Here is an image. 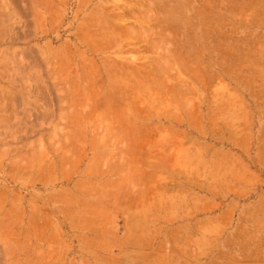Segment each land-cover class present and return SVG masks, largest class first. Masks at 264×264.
Here are the masks:
<instances>
[{"label": "rangeland", "instance_id": "obj_1", "mask_svg": "<svg viewBox=\"0 0 264 264\" xmlns=\"http://www.w3.org/2000/svg\"><path fill=\"white\" fill-rule=\"evenodd\" d=\"M262 52L264 0H0V264H264Z\"/></svg>", "mask_w": 264, "mask_h": 264}, {"label": "bare ground", "instance_id": "obj_2", "mask_svg": "<svg viewBox=\"0 0 264 264\" xmlns=\"http://www.w3.org/2000/svg\"><path fill=\"white\" fill-rule=\"evenodd\" d=\"M199 1H200V0H199ZM215 1H216V0H215ZM132 2H133V1H132ZM222 3H223V2H222ZM224 3H225V2H224ZM127 4H128V3H127ZM220 4H221V3H220ZM228 4H229V3H228ZM134 5H135V4H134ZM134 5L132 4V6L130 7L131 9L129 8V10H131V11L135 10L136 7H135V9H132ZM122 7H123V6H122ZM204 7H205V6H204ZM125 8H126V7H125ZM150 8H151V7H150ZM198 8H199V7H198ZM202 8H203V7H202ZM139 9H140V7H139ZM194 9H195V8H194ZM204 9H205V8H204ZM220 9H221V8H220ZM228 9H229V8H228ZM247 9H248V8H247ZM252 9H253V8H252ZM123 10H125V12H126V10H128V9H127V8H126V9L123 8ZM249 10H250V9H249ZM131 11H129L130 13L127 12V13L130 15V17H131L132 15H133V16L135 15V16L137 17V15H136V14H132ZM140 11H141V10H140ZM133 12H134V13H137V12H135V11H133ZM199 12H200V11H199ZM256 12H257V11H256ZM153 13H154V12H153ZM153 13H152V14H153ZM123 14H124V13H122L120 16L122 17ZM131 14H132V15H131ZM249 14H250V13H249ZM153 15H154V14H153ZM203 15H204V14H203ZM115 16H116V15H115ZM135 16H134V17H135ZM238 16H239V15H238ZM240 16H241V15H240ZM240 16H239V17H240ZM252 16H254V15L252 14ZM123 17H124V16H123ZM130 17H129V19H130ZM138 17H139V16H138ZM138 17H137V18H138ZM151 17H152V16H151ZM255 17H256V16H255ZM255 17H254L253 19H255ZM115 18H116V17H115ZM126 18H127V17H126ZM126 18H125V20H127ZM139 18H140V17H139ZM117 19H119V18H117ZM208 19H209V18H208ZM93 20H95V19H93ZM130 20L133 21L134 19L131 18ZM203 20H204V17H203ZM245 20H246V19H245ZM255 20H256V19H255ZM96 21H97V20H96ZM96 21H94V23H95ZM118 21H121V20H120V19L117 20V21H114V20H113V22H118ZM134 21H135V20H134ZM88 22H89V21H88ZM102 22H103V21H102ZM125 22H126V21H125ZM135 22H136V21H135ZM135 22H134V23H135ZM96 23H97V22H96ZM107 23H108V22H107ZM122 23H123V22H122ZM128 23H130V21H128ZM128 23H125V25H126V24L128 25ZM134 23H132V25H133ZM242 23H243V22H242ZM245 23H246V22H245ZM249 23H250V22H249ZM117 24H118V23H117ZM117 24H115V25H117ZM119 24H121V22H119ZM119 24H118V25H119ZM136 24H139L138 21L136 22ZM136 24H134V25L137 26ZM206 24H207V23H206ZM232 24H233V23H232ZM98 25H99V24H98ZM110 25H111V23H110ZM118 25H117V26H118ZM130 25H131V23H130L128 26H129V27H132V26H130ZM134 25H133V27H134V29H136V27H135ZM171 25H172V24H171ZM212 25H213V24H212ZM227 25H228V24H227ZM248 25H249V24H248ZM122 26L124 27V23L122 24ZM167 26H168V25H167ZM215 26H216V25H215ZM215 26H214V27H215ZM115 27H116V26H115ZM123 27L121 28V31H122V29H123V31L126 30V29H124L125 27H124V28H123ZM133 27H132V29H133ZM138 27L141 28L142 26H141V25H140V26L138 25ZM153 27H155V26H153ZM218 27H219V26H218ZM201 28H202V27H201ZM215 28L217 29V26H216ZM232 28H233V27H232ZM97 29H98V27H97ZM108 29H109V28H108ZM111 29H112V28H111ZM132 29H131L130 31H131V32H132V31L134 32L135 30H134V29L132 30ZM149 29H151V28H149ZM205 29H206V28H205ZM102 30H103V29H102ZM119 30H120V28H119ZM119 30H118V31H119ZM127 30H128V29H127ZM201 30H202V29H201ZM201 30H200V31H201ZM235 30H236V29H234V31H235ZM123 31H122V32H123ZM147 31H148V30H147ZM151 31H152V30H151ZM168 31H169V30H167V32H168ZM207 31H208V29H207ZM214 31H215V30H214ZM220 31H221V30H220ZM80 32H81V31H80ZM128 32H129V31H128ZM128 32H127V33H128ZM135 32H136V31H135ZM135 32L132 33V34L134 35ZM141 32H142V30H141ZM162 32H163V31H162ZM169 32H170V31H169ZM189 32H190V31H189ZM202 32H203V31H202ZM258 32H259V31H258ZM78 33H79V32H78ZM125 33H126V31H125ZM125 33H122V34H120V35H124ZM144 33H145V32H142L143 35H144ZM149 33H150V32H149ZM165 33H166V32H165ZM170 33H172V32H170ZM209 33H210V32H209ZM128 34H129V33H128ZM215 34H216V31H215ZM82 35H83V34H82ZM99 35H100V34H99ZM110 35H111V34H110ZM116 35H118V32H117ZM120 35H119V36H120ZM125 35H126V34H125ZM125 35H124V36H125ZM130 35H131V34H130ZM130 35H127V37L130 36ZM133 35H132V37H133L134 40L136 39V41H134V42H133V41H131V42L129 41V42H130V45H131L132 42H133L132 44H137V43H138V41H137V38H138V37H137V36L134 37L135 35H134V36H133ZM169 35H170V34H168L167 37H168ZM180 35H181V34H180ZM206 35H207V34H206ZM216 35H217V34H216ZM221 35H222V34H221ZM76 36H77V35H76ZM79 36H80V34H79ZM83 36H84V35H83ZM148 36H149V34H148ZM218 36H219V35H218ZM233 36H234V34H233ZM245 36H246V35H245ZM247 36H248V35H247ZM77 37H78V36H77ZM110 37H111V36H110ZM122 37H123V36H122ZM125 37H126V36H125ZM231 37H232V36H231ZM80 38H81V36H80ZM103 38H104V37H103ZM120 38H121V37H120ZM123 38H124V37H123ZM129 38L131 39V36H130ZM129 38H128V39H129ZM226 38H227V37H226ZM226 38H225V39H226ZM238 38H239V37H238ZM247 38H248V37H247ZM84 39H85V37H84ZM104 39H105V38H104ZM128 39H127V40H128ZM168 39H169V38H168ZM145 40H146V39H145ZM222 40H223V39H222ZM248 40H249V39H248ZM102 41H104V40L102 39ZM119 41H120V40H119ZM212 41H213V40H212ZM254 41H255V40H254ZM86 42H87V41H86ZM95 42H96V41H95ZM97 42H98V41H97ZM136 42H137V43H136ZM139 42H140V41H139ZM213 42H214V41H213ZM239 42H240V40H239ZM241 42H242V39H241ZM98 43H99V42H98ZM254 43H255V42H254ZM100 44H101V43H100ZM103 44H105V42H104ZM217 44H218V43H217ZM124 45H125V44H124ZM124 45H123V46H124ZM219 45H220V44H219ZM125 46H126V45H125ZM214 46L217 47L216 44H215ZM257 46H258V45H257ZM94 47H95V46H94ZM137 47H139V46H137ZM154 47H155V46H154ZM174 47H175V46H174ZM215 47H214V48H215ZM219 47H220V46H219ZM135 48H136V47H135ZM152 48H153V47H152ZM155 48H158V47H155ZM155 48L152 50L151 47H150V49L152 50L151 53H152L154 50H155V51L157 50V49H155ZM176 49H177V47H176ZM240 50H241V49H240ZM242 50H243V49H242ZM244 50H245V49H244ZM165 52H166V51H165ZM165 52H164V53H165ZM173 52H174V51H173ZM220 52H221V51H220ZM153 53H154V52H153ZM160 53H162V52H160ZM160 53L158 52V54H160ZM241 53H242V52H241ZM263 53H264V52H262V54H263ZM173 54H174V53H173ZM232 54H233V53H232ZM234 54H235V53H234ZM254 54H255V53H254ZM162 55H165V54H162ZM248 55H249V54H248ZM248 55H246V56H248ZM257 55H258V54H257ZM174 56H175V55H174ZM262 56H263V55H262ZM144 57H145V60H147V61L149 60L151 63L155 61V59H154L153 56L149 57L148 55H144ZM169 57H170V56H169ZM232 57H233V56H232ZM258 57H259V56H258ZM260 57H261V56H260ZM263 57H264V56H263ZM141 58H142V57H141ZM162 58L166 60V61H165V60L162 59L163 62L165 61V62L168 63L167 60H169V59H167V58L164 57V56H163ZM138 59H139V58H138ZM178 60H179V58H178ZM185 60H186V59H185ZM235 60H236V59H235ZM233 61H234V60H233ZM150 62H149V63H144V64H145L144 66L146 67L147 64H149L150 66H152V64H150ZM179 62H180V60H179ZM238 62H239V61H238ZM243 62H244V61H243ZM250 62H251V61H250ZM169 63L172 64V62H170V60H169ZM169 63H168V64H169ZM181 63H182V62H181ZM158 64H159V63H157V65H156V63H154L155 67L152 66V67L154 68V71H155V72H156L155 69H156V67H157V71H158V72H156L155 74L152 72V71H153V68L148 67L149 65H148L146 68H145V67L143 68V69H144V72H147V71L149 70L148 72H151V73L154 74V75H159L160 72H159V69H158V67H159ZM162 64H164V63H162ZM185 64H186V63H185ZM216 64H217V63H216ZM241 64H242V63H241ZM241 64H240V65H241ZM253 64H254V63H253ZM255 64H256V63H255ZM116 65H117V64H116ZM180 65H181V64H180ZM180 65H179V66H180ZM186 65H190V64H186ZM247 65H248V64H247ZM251 65H252V64H251ZM85 66H86V65H85ZM164 66H166V65L164 64ZM172 66H173V65H172ZM182 66H183V65H182ZM182 66H181V67H182ZM201 66H202V65H201ZM201 66L198 67L199 70L196 68V71H199V72H197V75H198L200 72H202V73H201L202 75H203L204 72H208L205 68H201ZM263 66H264V65H263ZM117 67H118V65H117ZM120 67H122V66H119V68H120ZM123 67H124V66H123ZM142 67H143V65H142ZM187 67H188V66H187ZM187 67H186V68H187ZM189 67H190V66H189ZM203 67H204V66H203ZM253 67H254V66H253ZM85 68H86V67H85ZM119 68H118V69H119ZM125 68H126V67H125ZM125 68H124V69H125ZM128 68L130 69V67L127 66V68H126L127 71L129 70ZM132 68H133V67H132ZM147 68H150V69H147ZM159 68H160V67H159ZM182 68H183V70H184V67H182ZM191 68H192V67H191ZM251 68H252V67H251ZM254 68H255V67H254ZM261 68H263V67H261ZM143 69H142V72H143ZM145 69H147V70H145ZM192 69H193V68H192ZM87 70H88V69H87ZM120 70H121V69H120ZM165 70H169V71H171V69H169L168 67H167V68L165 67ZM233 70H234V69H233ZM251 70H252V69H251ZM261 70H262V69H261ZM97 71H98V70H97ZM138 71H139V70H138ZM192 71H193V70H192ZM210 71H211V70H210ZM235 71H236V70H235ZM122 72H123V71H122ZM129 72H130V71H129ZM140 72H141V71H140ZM142 72H141V73H142ZM144 72H143V73H144ZM224 72H225V71H224ZM226 72H227V71H226ZM261 72H263V70H262ZM131 73H133V72H132V69H131L130 74H131ZM166 73H167V71H165V74H166ZM169 73H172V72H168V74H169ZM174 73H175V72H174ZM184 73H185V70H184ZM184 73H183V74H184ZM212 73H213V72H212ZM212 73L210 72L209 74L212 75ZM215 73H216V72H215ZM215 73H213L214 76L217 74V73H216V74H215ZM235 73H236V72H235ZM238 73H239V72H238ZM87 74H88V73H87ZM91 74H92V73H91ZM109 74H110V73H109ZM120 74H121V73H120ZM152 74H151V75H152ZM168 74H166L165 76H167ZM186 74H187V72H186ZM110 75H111V74H110ZM117 75H118V74H117ZM121 75H123V74H121ZM128 75H129V74H128ZM132 75H133V76H132ZM154 75H153V78H152V80H154V82L151 81V79H149L148 77H146L147 82L150 80L151 82H149V83L152 84V82H153L154 85H150V84H148L147 82H145V80H144V81H141V79H139V81H141V82H139V81L136 79V76H135L134 74L129 75V77H130V78H131V77L133 78V77L135 76V80H136L135 82H138L137 85L139 84V86H141L140 84H141L142 82H145V83H146V86H144L145 83L142 84V86H141V87L144 86L143 89H144L145 87H146L147 89H151V88H154V89H155V88H157V89H155V90H160V89H162V91H165L164 94H166V95H164L163 92L160 90L161 93L163 94V96H166V98H167V97H170V98H168L169 100H170V99H171V100H174V104H173V106L176 105L175 102L178 103L179 100L182 101L183 99L186 101L185 103H189V100H190V99L188 100V98H186L187 95H188L187 91L190 90V91H189V94H190V92L195 93V92H196V89L198 90V86L200 87V84H198V86H197V83H200L198 80H197L198 82H196V85H193V81H191V80H181L180 78H175V77L172 78V79H174V80L172 81V79H171V74L169 75L171 80H169V76H167L168 78H165L166 80L164 79L165 81H167V83L170 82V85H169V86H166V85H168V84H167V83H164L165 81H163V79H159V76H160V75L158 76V78H156V76H154ZM194 75H196V73H195ZM197 75L195 76V78H196V79H197V78L199 79V76H200V75H199L198 77H197ZM262 75H264V74L262 73ZM82 76H83V75H82ZM119 76H120V75H118L117 77H119ZM125 76H126V74H125ZM165 76H164V77H165ZM173 76H174V75H173ZM205 76H207V75H205ZM217 76H218V75H217ZM217 76H216V77H217ZM255 76H256V74H255ZM110 77H111V76H110ZM112 77H113V76H112ZM112 77H111V78H112ZM126 77H127V76H126ZM142 77H143V74H142ZM94 78H95V77H94ZM127 78H128V77H127ZM137 78H138V77H137ZM147 78H148L149 80H148ZM160 78H161V77H160ZM204 78H205V77H204ZM231 78H232V77H231ZM239 78H240V77H239ZM260 78H261V77H260ZM133 79H134V78H133ZM144 79H145V78H144ZM167 79H168V80H167ZM196 79H194V80H196ZM212 79H213V77H212ZM119 80H120V79H119ZM199 80H200V79H199ZM203 80H204V79H203ZM241 80H242V78H241ZM116 81H117V80H116ZM121 81H122V82H123V81H126L125 77H123ZM121 81H120V82H121ZM131 81H132V80H131ZM162 81H163V82H162ZM90 82H91V81H90ZM132 82H133V81H132ZM135 82H134V84L136 85ZM249 82H251V81H249ZM126 83H128V82L126 81ZM126 83L124 82V84H126ZM194 83H195V82H194ZM245 83H246V82H245ZM85 84H86V83H85ZM128 84L130 85V82H129ZM131 84H132V83H131ZM165 84H166V85H165ZM171 84H172V85H171ZM132 85H133V84H132ZM137 85H136V86H137ZM150 86H151V88H149ZM154 86H155V87H154ZM129 87H131V86H129ZM133 87H134V86H133ZM137 87H138V86H137ZM141 87H140V88H141ZM146 88H145V90H146ZM136 89H137V88H136ZM138 89H139V87H138ZM154 89H153V90H154ZM113 90H114V89H113ZM126 90H127V89H126ZM98 91H99V90H98ZM133 91H134V90H133ZM136 91H137V90H136ZM139 91H140V89H139ZM146 91H147V90H146ZM105 92H106V91H105ZM124 92H125V91H124ZM140 92H141V91H140ZM148 92H149V91H148ZM157 92H158V91H157ZM166 92H167V93H166ZM134 93H135V92H134ZM134 93H133V95H134ZM142 93H143V92H142ZM151 93H152V92H151ZM154 93H155V92H154ZM154 93H153V94H154ZM186 93H187V95H186ZM138 94H139V93H138ZM155 94H158V93H155ZM168 94H169V95H168ZM123 95H124V94H123ZM128 95H129V94H128ZM139 95H140V94H139ZM147 95H148V94H147ZM227 95H228V94H227ZM135 96H137V95H135ZM144 96H145V97L142 98V99L145 100V99H146V95H144ZM151 96H152V95H151ZM151 96H150V97H151ZM159 96H160V95H159ZM91 97H92V96H91ZM122 97H124V96H122ZM133 97H134V96H133ZM147 97H148V99H149V96H147ZM152 97H153V96H152ZM154 97H156V95H155ZM234 97H235V96H234ZM234 97H232V98H234ZM157 98H158V95H157V97H156V100H157ZM201 98H202V97H201ZM111 99H112V98H111ZM126 99H127V97H126ZM140 99H141V97H140ZM142 99H141V100H142ZM153 99H154V98H153ZM162 99H163V98H162ZM202 99H203V98H202ZM127 100H128V99H127ZM127 100H125V101H127ZM135 100H136V98H135ZM158 100H160V98H158ZM158 100H157V101H158ZM175 100H176V101H175ZM137 101H138V100H137ZM145 101H146V100H145ZM145 101H143V102H145ZM152 101H153V100H152ZM192 101H193V100H192ZM154 102H155V101H154ZM159 102H160V101H159ZM159 102H158V103H159ZM164 102H165V101H164ZM179 102H180V101H179ZM183 102H184V101H183ZM130 103H131V100H130ZM139 103H140V102H139ZM139 103H138V104H139ZM152 103H153V102H152ZM156 103H157V102H156ZM156 103H154V104H156ZM161 103H162V100H161ZM172 103H173V102H172ZM133 104H134V103H133ZM141 104H142V103H141ZM144 104H146V103H144ZM190 104L193 105V106L195 105V104L191 103V100H190ZM129 105H130V104H129ZM139 105H140V104H139ZM149 105H150V104H149ZM161 105H162V104H161ZM130 106H131V105H130ZM164 106H165V103H164ZM197 106H198V105H197ZM126 107H127V106H126ZM140 107L143 108L142 105H141ZM151 107H152V106H151ZM157 107H159V106H157ZM175 107H176V106H175ZM124 108H125V107H124ZM148 108H150V107H148ZM162 108H163V107H162ZM187 108H188V107H187ZM125 109H126V108H125ZM125 109H124V111H125ZM129 109H130V108H129ZM129 109H128L127 113L125 112L126 114H128ZM153 109H156V108H153ZM159 109H160V108H159ZM175 109H176V108H175ZM183 109H184V108H183ZM208 109H209V107H208ZM210 109H211V108H210ZM198 110H199V109H198ZM105 111H106V110H105ZM105 111H104V112H105ZM174 111H176V110H174ZM185 111H186V110H185ZM189 111H190V109H189ZM130 112H131V111H130ZM130 112H129V114H132V113H130ZM155 112H156V111H155ZM162 112H163V111H162ZM183 112H184V111H183ZM196 112H197V109H196ZM156 114H157V113H156ZM187 114H188V113H186V115H187ZM193 114H194V113H193ZM196 114H197V113H196ZM198 114H200V111L198 112ZM198 114H197V115H198ZM132 115H133V114H132ZM168 115H169V114H168ZM178 115H179V114H178ZM186 115H185V116H186ZM175 116H176V115H175ZM105 117H106V116H105ZM144 117H145V116H144ZM168 117H169V116H168ZM199 117H200V116H199ZM199 117H197V118H199ZM206 117H207V116H206ZM124 118H125V117H124ZM176 118H177V117H176ZM208 118H209V117H208ZM127 119H128V118H127ZM146 119H147V118H146ZM172 119H173V118H172ZM200 119H201V118H200ZM211 119H212V117H211ZM106 120H107V119H106ZM111 120H112V119H111ZM115 120H116V119H115ZM123 120H125V119H123ZM181 120H182V119H181ZM103 121H105V120H103ZM118 121H119V120H118ZM129 121H131V120L129 119V120L127 121V124H128ZM225 121H226V120H225ZM105 122H106V121H105ZM105 122H104V123H105ZM107 122H108V121H107ZM112 122H113V121H112ZM211 123H212V122H211ZM226 123H227V122H226ZM107 124H108V123H107ZM112 124H113V123H112ZM117 124H118V123H117ZM127 124L125 123V125H127ZM133 124H134V123H133ZM197 124H198V123H197ZM229 124H230V123H229ZM119 125H120V127L122 126L121 124H119ZM131 125H132V123H131ZM137 125H138V124H137ZM199 125L202 126L201 124H198V127H200ZM129 126H130V125H129ZM135 126H136V125H135ZM231 126H232V125H231ZM130 127H131V126H130ZM133 127H134V126H133ZM115 128H116V127H115ZM117 128H118V127H117ZM123 128H124V127H123ZM161 128H162V127H161ZM132 129H133V128H132ZM163 129H164V127H163ZM231 129H232V128H231ZM233 129H234V128H233ZM236 129H237V127H236ZM119 130H120V128H119ZM119 130H117V131H119ZM234 130H235V129H234ZM117 131H115V133H116ZM120 131H123V130L121 129ZM120 131H119V132H120ZM130 131H131V130H130ZM146 131H148V130H146ZM160 131H161V130H160ZM165 131L169 132L168 130H165ZM199 131H200V128H199ZM112 132H113V131H112ZM123 133H124V132H123ZM144 133H146V132H144ZM202 133H203V132H202ZM130 134H131V133H130ZM132 134H133V133H132ZM134 134H135V133H134ZM147 134H148V133H147ZM243 134H244V133H243ZM116 135H117V134H116ZM122 135H123V134H122ZM122 135H121V137H122ZM236 135H237V134H236ZM240 135H242V134H240ZM143 136H144V135H143ZM162 136H163V135H162ZM165 136H166V135H165ZM165 136H163V138H166ZM243 136H244V135H243ZM114 137L117 138V136H114ZM124 137H125V134H124ZM132 137H133V136H132ZM160 137H161V136H160ZM140 138H141V137H140ZM178 138H179V137H178ZM138 139H139V138H138ZM158 139H160V138H158ZM166 139H167V138H166ZM168 139H170V135H169ZM124 140H126V139H124ZM132 140H133V139H132ZM160 140L163 141V139H160ZM183 140H185V139H183ZM138 141H139V140H138ZM119 142H120V141H119ZM139 142H140V141H139ZM143 142H144V141H143ZM152 142H153V141H152ZM155 142H156V141H155ZM163 142H164V141H163ZM168 142H169V141H167V143H168ZM122 143H123V142H122ZM128 143H130V142H128ZM134 143H135V141H134ZM144 143H147V142H144ZM160 143H161V142H160ZM164 143H165V142H164ZM132 144H133V143H132ZM135 144H136V143H135ZM142 144H143V143H142ZM147 144H148V143H147ZM171 144H172V143H171ZM150 145H151V144H150ZM165 145H167V144H165ZM121 146H122V144H121ZM123 146H124V145H123ZM136 146H137V144H136ZM146 146L148 147V145H146ZM146 146H145V147H146ZM154 146H155V145H154ZM124 147H125V146H124ZM134 147H135V145H134ZM122 148H123V147H122ZM127 148H129V147H127ZM155 148H156V147H155ZM155 148H153V149H155ZM158 148H159V147H158ZM145 149H147V148H145ZM184 149H185V148H184ZM159 150H160V149H159ZM161 150H163V149H161ZM199 150H200V149H199ZM127 151H128V150H127ZM133 151H135V150H133ZM157 151H158V150H157ZM130 152H131V151H130ZM170 152H171V151H170ZM122 153H123V152H122ZM135 153H136V152H135ZM160 153H161V151H160ZM180 153H181V152H180ZM130 154H131V153H130ZM136 154H137V153H136ZM170 154H171V153H170ZM170 154H169V155H170ZM212 154H214V153H212ZM131 155H133V154H131ZM134 155H135V154H134ZM155 155H156V154H155ZM155 155H154V156H155ZM122 156H123V155H122ZM122 156H121V158H122ZM128 156H129V155H128ZM140 156H141V155H140ZM147 156H148V155H147ZM152 156H153V155H152ZM152 156H150V157H152ZM159 156H160V155H159ZM167 156H168V153H167ZM113 157H114V156H113ZM124 157H125V156H124ZM130 157H131V156H130ZM130 157H129V158H130ZM164 157H166V156H164ZM215 157H216V156H215ZM144 158H146V157H144ZM167 158H168V157H167ZM167 158H166V159H167ZM119 159H120V158H119ZM130 159H131V158H130ZM137 159H138V158H137ZM155 159H156V158H155ZM157 159H158V158H157ZM160 159H161V158H160ZM169 159H170V158H169ZM178 159H180V158H178ZM191 159H192V158H191ZM134 160H135V159H134ZM119 161H120V160H119ZM147 161H148V159H147ZM165 161H166V160H165ZM168 161H169V160H168ZM124 162H125V161H124ZM124 162H122V163H124ZM150 162H151V161H150ZM152 162H153V160H152ZM155 162H156V161H155ZM192 162H193V161H192ZM214 162H215V161H214ZM125 163H126V162H125ZM158 163H159V162H158ZM158 163H156V166H157ZM116 164H117V163H116ZM129 164H130V163H129ZM118 165H119V164H118ZM123 165H124V164H123ZM123 165H122V166H123ZM148 165H149V164H148ZM158 165H160V164H158ZM127 166H128V165H127ZM167 166H168V165H167ZM180 166H181V165H180ZM112 167H113V166H112ZM120 167H121V166H120ZM148 167H149V166H148ZM207 167H209V166H207ZM211 167H212V166H211ZM211 167H210V168H211ZM116 168H117V167H116ZM119 169H120V168H119ZM132 169H133V168H132ZM132 169H131V171H132ZM108 170H109V169H108ZM121 170H122V169H121ZM115 171H116V170H115ZM171 171H172V169H171ZM139 172H140V171H139ZM172 172H174V171H172ZM129 174H130V173H129ZM138 174H140V173H138ZM134 175H135V174H134ZM134 175H132V176H134ZM146 175H147V174H146ZM130 176H131V175H130ZM128 178H129V177H128ZM132 178H133V177H132ZM142 179H144V178H142ZM145 179H146V178H145ZM136 180H137V179H136ZM128 181H129V180H128ZM122 182H124V180H123ZM125 182H126V181H125ZM130 182H131V181H130ZM123 187H124V186H123ZM141 188H142V187H141ZM142 190H143V189H141V191H142ZM145 192H146V191H145ZM125 193H126V192H125ZM119 194H120V193H119ZM132 194H133V193H132ZM121 195H122V194H121ZM127 195H128V194H127ZM122 196H123V195H122ZM129 196H130V194H129ZM132 196H133V195H132ZM127 197H128V196H127ZM116 198H117V197H116ZM125 198H126V197H125ZM134 198H135V197H134ZM119 199H120V198H119ZM121 199H122V198H121ZM123 199H124V198H123ZM128 199H129V198H128ZM130 199H131V197H130ZM141 199H142V198H141ZM141 199H140V201H141ZM111 201H112V200H111ZM113 201H114V200H113ZM117 201H118V200H117ZM115 203H116V202H115ZM144 206H145V205H144ZM146 208H147V207H146ZM97 211H98V209H97ZM143 211H144V210H143ZM101 212H102V211H101ZM142 214H143V213H142ZM139 217H140V216H139ZM106 218H107V217H106ZM142 219H144V218H141L140 220H142ZM144 220H145V219H144ZM170 234H171V233H170ZM172 240H173V239H172ZM176 240H177V239H176ZM144 242H145V241H144ZM150 242H151V241H150ZM140 243H141V242H140ZM142 243H143V242H142ZM156 246H157V245H156ZM171 249H172V248H171ZM171 251H172V250H171ZM163 261H164V259H163Z\"/></svg>", "mask_w": 264, "mask_h": 264}]
</instances>
